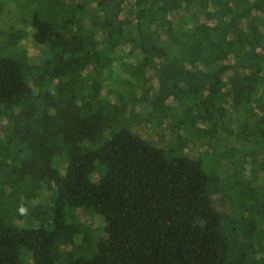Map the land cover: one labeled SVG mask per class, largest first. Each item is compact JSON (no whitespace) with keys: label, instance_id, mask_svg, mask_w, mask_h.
Returning a JSON list of instances; mask_svg holds the SVG:
<instances>
[{"label":"trees","instance_id":"trees-1","mask_svg":"<svg viewBox=\"0 0 264 264\" xmlns=\"http://www.w3.org/2000/svg\"><path fill=\"white\" fill-rule=\"evenodd\" d=\"M0 264H264V0H0Z\"/></svg>","mask_w":264,"mask_h":264},{"label":"rangeland","instance_id":"rangeland-1","mask_svg":"<svg viewBox=\"0 0 264 264\" xmlns=\"http://www.w3.org/2000/svg\"><path fill=\"white\" fill-rule=\"evenodd\" d=\"M33 43V42H32ZM31 43V41L29 40L28 45H27V50H28V54L30 56L34 55L36 52V48L33 46V44ZM143 133V130H142ZM142 135V134H141Z\"/></svg>","mask_w":264,"mask_h":264}]
</instances>
